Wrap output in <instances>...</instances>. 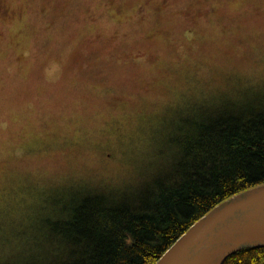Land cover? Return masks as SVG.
I'll return each mask as SVG.
<instances>
[{
  "label": "rangeland",
  "instance_id": "obj_1",
  "mask_svg": "<svg viewBox=\"0 0 264 264\" xmlns=\"http://www.w3.org/2000/svg\"><path fill=\"white\" fill-rule=\"evenodd\" d=\"M257 96L264 0H0V264L62 200L145 178L172 124Z\"/></svg>",
  "mask_w": 264,
  "mask_h": 264
},
{
  "label": "trees",
  "instance_id": "obj_2",
  "mask_svg": "<svg viewBox=\"0 0 264 264\" xmlns=\"http://www.w3.org/2000/svg\"><path fill=\"white\" fill-rule=\"evenodd\" d=\"M168 133L141 181L58 203L44 219V251L23 264H155L217 204L264 183V96L206 108ZM223 264H264V246L240 249Z\"/></svg>",
  "mask_w": 264,
  "mask_h": 264
},
{
  "label": "water",
  "instance_id": "obj_3",
  "mask_svg": "<svg viewBox=\"0 0 264 264\" xmlns=\"http://www.w3.org/2000/svg\"><path fill=\"white\" fill-rule=\"evenodd\" d=\"M252 246H264V183L217 204L155 264H223L232 253Z\"/></svg>",
  "mask_w": 264,
  "mask_h": 264
}]
</instances>
